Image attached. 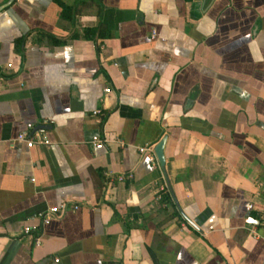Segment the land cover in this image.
I'll return each mask as SVG.
<instances>
[{
	"label": "crops",
	"instance_id": "crops-1",
	"mask_svg": "<svg viewBox=\"0 0 264 264\" xmlns=\"http://www.w3.org/2000/svg\"><path fill=\"white\" fill-rule=\"evenodd\" d=\"M263 188L264 0L0 11V264H264Z\"/></svg>",
	"mask_w": 264,
	"mask_h": 264
},
{
	"label": "built area",
	"instance_id": "built-area-1",
	"mask_svg": "<svg viewBox=\"0 0 264 264\" xmlns=\"http://www.w3.org/2000/svg\"><path fill=\"white\" fill-rule=\"evenodd\" d=\"M152 35H155V31H152ZM106 91H109V89H105ZM99 110L95 109L93 111V114L97 115L99 114ZM15 141L25 143L27 147H32L34 145H45L49 143V140L44 135L43 128H37L35 129V126L32 122H28L26 124V129L23 131H20L18 135L15 138ZM105 139L102 138L99 135H94L91 139V144L96 148H101L104 145ZM138 150L142 154H146L150 160V162L155 165L159 166L158 159L156 157L154 147L152 144H144L138 147ZM126 176L131 177L132 174L129 173L128 175L125 174H119L117 176V179L122 181L126 178ZM108 181H112L111 178L108 179ZM166 190V184L160 185L159 188V194L157 195V199H161V193ZM161 192V193H160ZM264 193V188H263ZM66 202H62L56 206L49 207L47 210L39 214V217L43 224H48L54 217L62 216L63 213L66 210ZM74 209L78 208L77 204H74L72 206ZM23 231L25 233H30L32 231V228L30 226H25ZM41 243V237L39 235L35 236V244L39 245Z\"/></svg>",
	"mask_w": 264,
	"mask_h": 264
},
{
	"label": "water",
	"instance_id": "water-1",
	"mask_svg": "<svg viewBox=\"0 0 264 264\" xmlns=\"http://www.w3.org/2000/svg\"><path fill=\"white\" fill-rule=\"evenodd\" d=\"M13 0H9L7 3L3 4L0 6V11L6 7L7 5H9ZM37 128H46L45 125H37L35 126V129ZM165 141H166V136L162 137L158 143L155 145L154 147V151H155V154H156V157L158 159V162H159V165L163 168L164 167V162H165V159H164V155H163V147H164V144H165Z\"/></svg>",
	"mask_w": 264,
	"mask_h": 264
},
{
	"label": "trees",
	"instance_id": "trees-1",
	"mask_svg": "<svg viewBox=\"0 0 264 264\" xmlns=\"http://www.w3.org/2000/svg\"><path fill=\"white\" fill-rule=\"evenodd\" d=\"M68 9V6H66V5H62V15H66V10ZM89 31V30H88ZM88 31H87V33H88ZM56 42H58V41H56ZM161 200L163 201V202H165V201H168L169 200V195H168V193H161Z\"/></svg>",
	"mask_w": 264,
	"mask_h": 264
}]
</instances>
